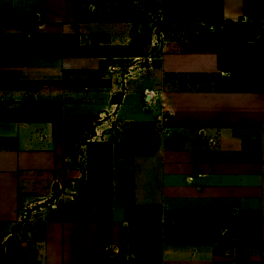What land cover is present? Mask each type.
Segmentation results:
<instances>
[{
  "label": "crops",
  "instance_id": "crops-1",
  "mask_svg": "<svg viewBox=\"0 0 264 264\" xmlns=\"http://www.w3.org/2000/svg\"><path fill=\"white\" fill-rule=\"evenodd\" d=\"M83 1L0 0V27L9 30L1 42L21 50L33 40L29 27L46 18L81 17ZM245 1L223 0L224 17L243 18ZM124 32L108 42L106 32L99 39L92 30L87 39L129 44L126 35L118 41ZM172 34L173 42L192 36ZM175 46L162 42L147 71L138 63L111 85L101 80L71 89L62 107L64 120L91 131L87 141L112 140L114 188L106 218L91 217L86 194L74 189L82 181L72 162L74 143L57 139L46 120L0 119V264H212L201 256L206 245L188 241L193 232L203 238L199 224L187 228L195 221L215 224L221 211L264 210V91L217 89L218 54ZM18 55L11 61L29 53ZM43 56L32 79L20 77L17 84L30 101L36 99L31 90L62 93L47 84ZM128 57L100 56L92 64L119 70ZM177 210L210 215L181 222L173 218Z\"/></svg>",
  "mask_w": 264,
  "mask_h": 264
},
{
  "label": "rangeland",
  "instance_id": "rangeland-1",
  "mask_svg": "<svg viewBox=\"0 0 264 264\" xmlns=\"http://www.w3.org/2000/svg\"><path fill=\"white\" fill-rule=\"evenodd\" d=\"M175 1L177 0H84L81 3L83 9L80 13L81 17L46 18L40 21V27H29L28 33L34 34L29 38L33 39L30 41L33 44L27 42V46L20 47L25 53H29V55H24L23 61L22 59L11 61L14 58H21L18 54L20 52L24 54V52L13 50L11 45L6 47V44L1 42V38L9 30L0 27V119L46 120L53 124L57 139L75 144L72 162L82 173H80L82 181H78L74 189L86 194L91 217L110 216L115 165L112 160L113 146L112 140L87 141L91 131L86 132L80 122L71 124V121L62 118L61 110L70 101L71 89L86 88L101 80H107V83L111 85L114 79L119 80L121 76L122 78L127 77L131 70L139 68L138 63L144 64L141 69L147 71L148 58L157 52L162 42L171 46L173 44L185 46L189 50H217L224 58L230 60L228 63L227 60H223L224 64L239 67L234 72L238 73V82L243 83L251 75L256 80L258 79L259 84L262 82L259 76L261 72H258V68L251 71L252 66L245 63L248 60L244 55L248 52H246L247 49H252L251 45L254 49H262L260 47L263 46L264 51V0H246L245 16L238 20L228 19L237 24L215 20L212 25H208L201 19L218 17L217 11L221 8L219 0H181L180 10L187 8L193 11L201 10L205 14L200 15L199 18L179 15L175 19H170L171 12H166L165 6ZM164 21L168 23L159 31L157 26ZM107 25L109 28L103 27ZM170 27H172L171 30H169ZM37 29L40 30L39 34ZM92 30L97 33L96 37L99 39L102 31L106 32L105 39H108V42L115 37L116 33L124 30V33H119V40H117L124 42L126 35L129 37L127 40L129 44L90 45L87 35ZM165 30L170 34L163 38L162 32ZM179 31H182V34L190 32L192 34L190 41L183 43V39L181 41L178 39L173 42L172 40L177 38L172 33ZM35 38H39L43 44L34 42ZM96 41L100 42L98 39ZM32 45L34 48H31ZM230 45H235V51H230ZM245 45L248 47H242ZM15 47L19 49L17 45ZM38 54L40 63L41 56L44 55L47 84L58 86L62 93L60 96L50 97L48 94L44 96L37 90H31V94L36 99L30 101L25 93L18 92L17 84L20 82V77L32 79L33 74L37 72ZM233 54L236 56H232ZM117 55L131 56L124 60L125 64L122 69L114 70L111 64V67L107 64L103 68L97 66L98 64H92L98 61L97 57ZM88 56L93 59H87ZM18 63L24 65L21 70L15 68ZM219 69L221 72L218 74H221V77L218 74L215 77L217 85L222 84V81L232 75L228 71ZM102 72L105 73V78ZM20 74L24 75L20 76ZM120 155L121 151L116 148V156ZM209 215V211L205 210H177L173 218L187 222L191 218L207 220L206 217L208 218ZM216 218L215 224H209L208 221H195L194 226L187 228L190 230L197 223L199 225L196 228L203 230V234H200L203 238L196 240L193 236L195 232H193L192 235L188 234L190 238L188 241L194 240L195 244L206 245L201 255L208 258L206 261L210 260L212 264L214 262L215 264H230L231 262L264 264V210H243L236 214L221 211ZM201 261L203 264L205 259Z\"/></svg>",
  "mask_w": 264,
  "mask_h": 264
},
{
  "label": "trees",
  "instance_id": "trees-1",
  "mask_svg": "<svg viewBox=\"0 0 264 264\" xmlns=\"http://www.w3.org/2000/svg\"><path fill=\"white\" fill-rule=\"evenodd\" d=\"M220 3V9L217 11V16L218 17H211V18H203L201 19L202 21H204L205 23H207L208 25H212V23L215 20H219V21H225L227 23L230 24H235V21L232 20H228L224 18L223 15V0H219ZM182 5L181 0H177L173 3H170L168 5L165 6V11L166 12H171L169 15L170 19H175L177 18V16L179 15H183V16H190L193 18H199L200 15H204V11L201 10H197V11H193L190 9H179V7ZM182 11V12H181ZM181 17V16H180ZM168 23V21H164L163 23H159L157 26V29L159 31H161L163 29L164 26H166ZM237 24V23H236ZM252 49H247L246 50V54L244 56H246V61L245 63L250 64L252 67H250V70L252 71L254 68H258V72H261L259 75L260 76V80L262 81L259 84L258 79L256 80L255 77L253 75H251L250 77H248V80L243 81L242 82H238L237 78H238V73H234L236 72V70L239 68L238 66H231V65H227V63L230 61L228 58H224L223 55L220 54L219 51L217 50H210V51H215L218 54V58H219V68L223 69L224 71H228L229 73H231L232 75L230 76V78H227V80L222 81V84L217 85V89L219 90H227V91H243V92H257V91H263L264 90V51H263V46H261L260 48L262 49H257V48H253ZM257 46V45H256ZM255 46V47H256ZM230 51L233 52L235 51V45H230ZM242 47H248V45L242 46ZM254 50V51H253ZM231 56V55H230ZM232 56H236V55H232ZM231 58V57H230ZM232 59H234L232 57ZM227 60V63H223L222 61ZM241 67V65H240ZM248 71V69H247ZM258 75V74H257ZM219 77H221V74H218ZM259 84V85H258Z\"/></svg>",
  "mask_w": 264,
  "mask_h": 264
},
{
  "label": "water",
  "instance_id": "water-1",
  "mask_svg": "<svg viewBox=\"0 0 264 264\" xmlns=\"http://www.w3.org/2000/svg\"><path fill=\"white\" fill-rule=\"evenodd\" d=\"M32 99V98H31Z\"/></svg>",
  "mask_w": 264,
  "mask_h": 264
}]
</instances>
